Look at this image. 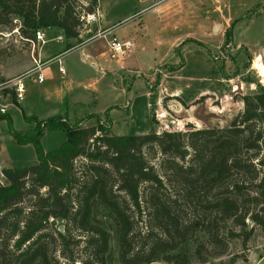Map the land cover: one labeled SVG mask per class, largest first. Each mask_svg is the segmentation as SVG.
Wrapping results in <instances>:
<instances>
[{"label": "trees", "instance_id": "1", "mask_svg": "<svg viewBox=\"0 0 264 264\" xmlns=\"http://www.w3.org/2000/svg\"><path fill=\"white\" fill-rule=\"evenodd\" d=\"M96 7L0 0V22L14 15L28 35L54 26L79 42V16ZM241 100L226 126L128 134L111 132L112 105L109 125L93 113L33 114L24 120L35 124L20 130L0 112L12 141L31 143L36 157L0 168V264H192L224 256L230 241L240 251L224 263L245 259L250 237L264 235V84ZM89 117L95 123L83 124ZM57 128L61 142L43 150L40 137Z\"/></svg>", "mask_w": 264, "mask_h": 264}, {"label": "rangeland", "instance_id": "2", "mask_svg": "<svg viewBox=\"0 0 264 264\" xmlns=\"http://www.w3.org/2000/svg\"><path fill=\"white\" fill-rule=\"evenodd\" d=\"M125 1L127 5L132 2ZM170 1L171 8L163 13L164 18L159 10L146 8L129 17L128 11L123 10L122 25L134 23L138 26L137 30H128L125 38H130L134 46L128 56L119 60L129 69H116V73L110 72L111 65H101L98 60L95 65H91L88 58L82 60L76 50L79 42L75 38H69L72 45L65 48L66 40L56 37L60 34L56 29L45 30L44 43L32 46L25 38L28 33L20 18L7 15L8 22H0V83L27 71L33 65L32 57L38 55L42 60L45 54L64 49L59 52L63 73H59L58 63L54 60L51 80L43 74L44 82L38 83L34 73L23 78L22 99L6 110L13 127L20 130L32 127L34 121L28 122L24 118L33 114L43 118L60 113L74 121L92 112H96L93 114L104 125H109L103 113L110 104L112 107L107 110L110 130L117 134L178 130L185 128L187 123L195 127L226 126L242 108L241 95L259 91L264 84L261 61L264 0H202L201 4L193 3L189 7L183 5L186 0ZM179 5L184 7L172 12ZM140 21L147 26L144 34V29L138 28ZM100 22L80 24L78 38L87 42L98 39L96 45L102 47L106 56L113 58L106 49L105 38L93 37L95 29L102 27ZM163 24L167 25L166 29ZM157 34L162 42L175 37L180 40L174 48L168 47L169 42H163L155 49L153 36ZM141 44L153 51L154 59L150 64H155L152 71L146 67V62L140 64L136 60L135 53L140 51ZM181 59L182 64L178 65ZM168 64L178 67L169 69ZM137 67L140 70L135 72ZM102 70L103 73L106 70L105 77L109 82ZM47 84L49 87L43 89ZM174 89L178 90L175 93L178 96L166 94ZM144 90L149 91V96L142 93ZM7 92L8 88L0 89V98ZM84 122L93 124L95 117ZM63 136L59 128L45 131L40 137V145L43 150L55 148ZM35 159L33 145L12 141L6 119L0 118V168L31 164ZM178 212L180 217L195 214L188 210ZM246 246V258L237 257L231 264H264V235L255 232ZM238 251L239 244L230 241L224 256H208L205 262L193 261L192 264H225L226 255ZM111 264L119 263L113 259Z\"/></svg>", "mask_w": 264, "mask_h": 264}, {"label": "crops", "instance_id": "3", "mask_svg": "<svg viewBox=\"0 0 264 264\" xmlns=\"http://www.w3.org/2000/svg\"><path fill=\"white\" fill-rule=\"evenodd\" d=\"M162 1L163 2H161L159 0H153V1L152 0H134V1L132 0V2L127 5V2L125 0H97L96 10L100 14V17H101L100 24L102 26H105V25L108 26L109 25V26L112 27L111 28L112 32H114L118 36L128 37L129 32L137 30V26L138 25H135L134 23H131L128 26L122 25L120 20H123V17H122L123 10L126 11V12L128 11V13H129V14H127L128 17L130 15H132V14H138V13L144 11V9H146V8H147V10L149 9L151 11H158L159 10L160 11L159 13L162 12V18H164V16H166V15L163 14V13H165L167 9L171 8L170 7L171 1L170 0H162ZM201 2H202V0H192L191 2H188V0H186L183 5L189 7L193 3L194 4L195 3L196 4H201ZM183 7L184 6H181V5L176 6V8H173L172 12H177L178 10H180ZM162 26H165V29L167 28L166 24H163ZM51 28L52 29H56L60 33L59 34L60 38H58V39H61V38L63 39L64 38L63 35H62L61 30L59 28H57V27H54V26L43 27L42 30L45 33V30H48V29H51ZM138 28L140 30L144 29V31L142 32V34H144L145 31H146L147 26H146V24L141 23V21H140V27H138ZM128 30H129V32H128ZM153 38H154L153 48H155V49H157L158 46L162 45L163 42H165V43L169 42V46L168 47L174 48L175 44L180 40L178 37H175V38H172V39H169V40L165 39L162 42V39H160L161 37L159 36V34L153 36ZM64 39L66 40V42H68V41L70 42L69 38L68 39L64 38ZM80 42H81V44L76 46V50H78V52H79V57L82 60H85V59L88 58L90 60L91 65H95L96 64L95 60H98L100 62V64L104 65V66L105 65L106 66L111 65V70H110L111 73L112 72L114 73L116 71V69H126V68L129 69L126 64H124L123 62H119V60H123V57L125 58V56H128V54L131 51L128 52L127 54L119 57V58H115V57L111 58L110 56H109L110 57L109 58L108 56H106V54L103 51L102 47H98L96 45L99 42L98 39L92 40V41H88V42L84 41V40H80L79 43ZM62 50H64V49H62ZM62 50H57L58 52L55 51V52H53L51 54H48V55L45 54V59H47L48 57L59 53ZM139 50L140 51L135 53V55L137 56L136 60L140 64L141 63L145 64V62H146L147 63V64H145L146 67L149 69V71H152V68H154L153 66L155 64V63L150 64V63L153 62V59H154L153 51L150 49V47H144L143 44L140 45ZM37 57H38V55H37ZM114 59H116L117 61H115ZM42 60H44V59H42ZM51 64H52V62H48V63H46V65H44L42 67L43 74L46 75V77L49 80H51L54 77V73H53L54 69L51 67ZM138 67H140V66H138ZM138 67L135 69V72H138L140 70ZM59 73L61 74V72H59ZM102 73H103V70H102ZM140 73L143 74L142 72H140ZM103 74H104V77H105V74H107L106 70H104ZM151 74H152V72H151ZM163 75H164V72L161 73V76H163ZM105 78L108 81V77L106 76ZM44 80L45 79L43 78V80L41 82H38V83H43ZM47 87H49L48 84H47V86H43V89L46 90ZM177 91L178 90H175V89L173 91L169 92V93H167V91H166V94H172L173 93L172 95L178 96V95H175V93H177ZM148 92H149L148 90H144L142 93L147 96L149 94ZM21 99L15 100L10 93H6L5 96H2L0 98V104L4 105V109H5V112H6V110H7V108L9 106H13L15 104L14 101H16V103H18ZM111 105L112 104H110V106ZM92 113H96V112H92ZM83 124H90V123L83 122Z\"/></svg>", "mask_w": 264, "mask_h": 264}, {"label": "built area", "instance_id": "4", "mask_svg": "<svg viewBox=\"0 0 264 264\" xmlns=\"http://www.w3.org/2000/svg\"><path fill=\"white\" fill-rule=\"evenodd\" d=\"M80 24L83 26L88 25L90 22L94 21V23L99 24L101 17L97 10L81 14L79 16ZM111 26H102L95 29L96 31L93 34V37L105 38L106 49L108 52L116 58L121 57L124 54H127L133 48V41L130 38H125L118 36L111 30ZM60 38L59 35L56 36ZM28 41H30L31 45H39L44 43V31L42 28L35 29L28 37H25ZM81 44V42L79 43ZM33 65L24 73L15 75L6 81L0 83V89L8 88L9 92L15 100H19L23 97L24 93V85L23 78L25 76H29L32 73L35 74V79L37 82H41L43 80V72L42 67L52 61H56L58 63L57 69L59 72L63 73L62 65L60 64V53H57L53 56L48 57L47 59L41 60L38 57H32ZM5 111L4 105L0 104V112Z\"/></svg>", "mask_w": 264, "mask_h": 264}, {"label": "water", "instance_id": "5", "mask_svg": "<svg viewBox=\"0 0 264 264\" xmlns=\"http://www.w3.org/2000/svg\"><path fill=\"white\" fill-rule=\"evenodd\" d=\"M214 26L216 27V26H217V24H214ZM215 27H214V28H215ZM59 229H61V226H59Z\"/></svg>", "mask_w": 264, "mask_h": 264}]
</instances>
